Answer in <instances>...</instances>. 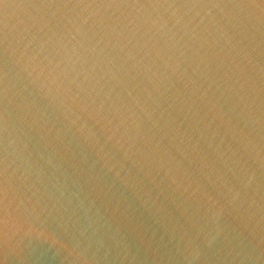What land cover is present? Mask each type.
Here are the masks:
<instances>
[{
	"label": "water",
	"instance_id": "1",
	"mask_svg": "<svg viewBox=\"0 0 264 264\" xmlns=\"http://www.w3.org/2000/svg\"><path fill=\"white\" fill-rule=\"evenodd\" d=\"M0 264H264V0H0Z\"/></svg>",
	"mask_w": 264,
	"mask_h": 264
}]
</instances>
